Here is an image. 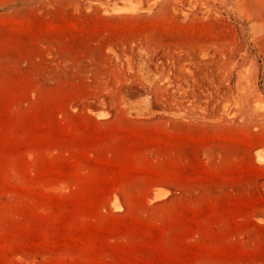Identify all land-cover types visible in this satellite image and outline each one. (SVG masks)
Instances as JSON below:
<instances>
[{"label": "rangeland", "instance_id": "1", "mask_svg": "<svg viewBox=\"0 0 264 264\" xmlns=\"http://www.w3.org/2000/svg\"><path fill=\"white\" fill-rule=\"evenodd\" d=\"M0 264H264V0H0Z\"/></svg>", "mask_w": 264, "mask_h": 264}, {"label": "bare ground", "instance_id": "2", "mask_svg": "<svg viewBox=\"0 0 264 264\" xmlns=\"http://www.w3.org/2000/svg\"><path fill=\"white\" fill-rule=\"evenodd\" d=\"M165 193H166V192H165ZM167 195H168V194H167ZM167 195H166V196H167ZM162 197H163V195L157 194L155 198H156V199H160V198H162Z\"/></svg>", "mask_w": 264, "mask_h": 264}]
</instances>
